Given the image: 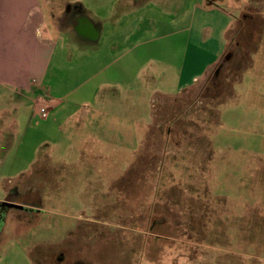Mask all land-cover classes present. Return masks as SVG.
<instances>
[{
	"label": "rangeland",
	"instance_id": "374dc122",
	"mask_svg": "<svg viewBox=\"0 0 264 264\" xmlns=\"http://www.w3.org/2000/svg\"><path fill=\"white\" fill-rule=\"evenodd\" d=\"M153 1L147 9L157 21L142 20L138 35L130 36L133 17L125 15L119 35L104 23L97 49L69 36L45 89H72L96 57L99 67L109 66L101 80L113 82L133 80L149 57L179 64L182 39L165 38L168 0ZM244 11L217 75L214 69L194 88L181 92L177 71L147 65L104 113L85 117L78 101L71 123L63 118L54 126L50 118L36 128L34 119L0 139V204H24L29 212L5 209L0 264H264L261 0H249ZM91 12L102 24L103 13L95 6ZM138 43L145 44L129 53ZM113 44L128 52L114 66ZM84 95L82 88L72 98ZM50 124L60 128L57 138ZM37 147L47 157L29 166ZM14 187L20 195L10 201Z\"/></svg>",
	"mask_w": 264,
	"mask_h": 264
},
{
	"label": "crops",
	"instance_id": "0c3cea01",
	"mask_svg": "<svg viewBox=\"0 0 264 264\" xmlns=\"http://www.w3.org/2000/svg\"><path fill=\"white\" fill-rule=\"evenodd\" d=\"M63 1L0 0V139L2 141L12 133L17 134L23 122L30 123L34 119L36 128H39L41 123L48 122L50 118L53 119L51 122L54 126L63 118H66V123H71L69 118L72 114L71 109L78 101L81 102V112L85 117L104 113L111 105L110 102L117 99L120 86L132 84L137 78L144 76L143 72L147 65L152 71L157 69V73H161L162 70L177 71L178 90L181 92L194 88L221 62L231 30L241 15L246 13L244 8L249 2V0H221L222 2L168 0L162 12L165 16L164 26L168 30L165 38L182 39L183 51L179 64L173 65L170 61L149 57L145 64L138 65L133 80L123 78L122 82L120 80L113 82L101 80V76L109 66L104 64L99 67L97 65L99 58L96 57L86 65L88 76L83 81L62 94H51L50 89L46 90L43 86L46 72L55 62L57 54L65 53L70 48L67 42L72 43V39L69 36L77 43L81 41L97 49L104 23L111 22L119 35L125 32L123 21L125 15H130L133 17V29L129 34L133 36L140 33L139 25L142 20L149 17L151 21H157L155 12L150 7L147 9L154 2L153 0H86L85 3ZM261 2L260 14L264 15V0ZM93 6L103 13L102 24L92 17ZM69 8H74L77 12L68 18ZM237 14L239 16L234 18L233 15ZM142 15L145 17L141 18ZM64 17L70 20L69 23H66L67 20L64 21ZM79 17H83L87 28L92 31L89 35L80 33L75 26ZM242 20L246 19L243 17ZM117 44L111 46L113 54L109 64L113 66L121 62L126 53L135 52L145 43L131 46L133 48L128 52L119 50ZM64 59L65 55L59 57L60 61ZM147 74L148 78L154 77V74L149 72ZM161 81L167 82L164 74L161 76ZM82 88H85L84 98L81 100L72 98ZM41 107L48 110L46 120H39L35 115ZM19 113H27L22 115L20 122ZM73 113H78V110ZM1 119H4L3 122ZM53 125L50 124L49 130L53 129L56 135L58 132L60 134V128ZM94 134V132L88 134L86 140L90 137L95 139ZM26 135L27 132L24 138ZM45 142L55 145L58 141L44 139L42 143ZM50 145L46 144V146ZM38 148H35L29 166L46 156Z\"/></svg>",
	"mask_w": 264,
	"mask_h": 264
},
{
	"label": "flooded vegetation",
	"instance_id": "af4514ba",
	"mask_svg": "<svg viewBox=\"0 0 264 264\" xmlns=\"http://www.w3.org/2000/svg\"><path fill=\"white\" fill-rule=\"evenodd\" d=\"M76 12H77V10L76 9H74V8H69V13L70 14H68L69 16H68V18L70 17V16H72V15H75L76 14ZM65 19H64V21L65 20H67V22L66 23H69V19L67 18V17H64ZM75 26H77V29L79 30V32L80 33H82V34H84V35H89L92 31H90V29L89 28H87V26H86V24H85V22H84V19H83V17L81 18V17H79L78 18V20L75 22ZM94 31V30H93ZM19 193H18V191H17V189H16V187H14L11 191H10V193H9V195H8V199L10 200V201H13L16 197H19ZM18 206H20V204L18 205ZM22 207H24L22 210H19V209H15V208H10V207H8V206H6V205H3V202L0 204V218H2L3 220H4V217H5V215H4V211H5V209H15V210H18V211H20V212H27V213H29L27 210H25L27 207H25V206H23L22 205Z\"/></svg>",
	"mask_w": 264,
	"mask_h": 264
},
{
	"label": "built area",
	"instance_id": "2783aa9c",
	"mask_svg": "<svg viewBox=\"0 0 264 264\" xmlns=\"http://www.w3.org/2000/svg\"><path fill=\"white\" fill-rule=\"evenodd\" d=\"M39 120H46L48 118V110L46 108H39L35 113Z\"/></svg>",
	"mask_w": 264,
	"mask_h": 264
},
{
	"label": "water",
	"instance_id": "95a60500",
	"mask_svg": "<svg viewBox=\"0 0 264 264\" xmlns=\"http://www.w3.org/2000/svg\"><path fill=\"white\" fill-rule=\"evenodd\" d=\"M3 205H6V206H8V207H10V208L19 209V210H22V209L24 208V207H22V206H18V205L10 204V203L7 202V201H4V202H3ZM2 225H3V219L0 218V229H1Z\"/></svg>",
	"mask_w": 264,
	"mask_h": 264
},
{
	"label": "trees",
	"instance_id": "16d2710c",
	"mask_svg": "<svg viewBox=\"0 0 264 264\" xmlns=\"http://www.w3.org/2000/svg\"><path fill=\"white\" fill-rule=\"evenodd\" d=\"M218 66L215 68V70H214V72L216 73L217 72V70H218ZM217 75V73L216 74H214L213 76H216ZM216 79V78H215ZM215 81V80H214Z\"/></svg>",
	"mask_w": 264,
	"mask_h": 264
}]
</instances>
